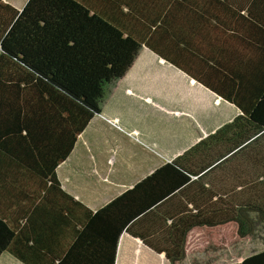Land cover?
I'll return each instance as SVG.
<instances>
[{
	"label": "trees",
	"instance_id": "trees-1",
	"mask_svg": "<svg viewBox=\"0 0 264 264\" xmlns=\"http://www.w3.org/2000/svg\"><path fill=\"white\" fill-rule=\"evenodd\" d=\"M5 5L13 13L0 29V92L26 98L17 104L0 96V135L13 132L9 142L0 138V165L27 160L30 174L46 184L41 194L30 189V198L42 195L33 214L50 215L9 217L20 193L6 197L12 190L0 187V256L9 251L27 264H116L128 232L178 264L196 226L210 234L233 224L246 237L264 223V0L246 6L245 37L237 36L234 52L210 58L200 78L240 112L96 210L62 187L56 165L143 44L160 50L120 25L114 12L81 0ZM6 146L16 147L12 161ZM226 264H264V249Z\"/></svg>",
	"mask_w": 264,
	"mask_h": 264
},
{
	"label": "crops",
	"instance_id": "crops-1",
	"mask_svg": "<svg viewBox=\"0 0 264 264\" xmlns=\"http://www.w3.org/2000/svg\"><path fill=\"white\" fill-rule=\"evenodd\" d=\"M27 1L0 0V13L4 11L0 29L9 21V12L13 13L5 4L21 10ZM81 1L94 10L114 12L120 25L145 42L151 40L161 51L143 44L126 74L108 87L101 112L75 135L71 151L56 165L62 187L96 210L220 128L222 101L240 112L200 78L211 67L210 58L222 51L234 52L237 36L245 37L249 23L244 13L251 0ZM0 96L15 100L13 92H0ZM25 98L24 93L15 102L21 104ZM9 132L0 138L9 142L13 135ZM15 149H4L11 161ZM30 169L27 160L0 165V187L12 190L5 196L16 198V190L20 193L9 217L23 221L50 215L33 214L42 195L30 198L34 193L30 189L41 194L46 184L43 180L39 184ZM156 259L172 263L140 237L128 232L121 235L116 264H151ZM0 264L27 263L5 251Z\"/></svg>",
	"mask_w": 264,
	"mask_h": 264
},
{
	"label": "rangeland",
	"instance_id": "rangeland-1",
	"mask_svg": "<svg viewBox=\"0 0 264 264\" xmlns=\"http://www.w3.org/2000/svg\"><path fill=\"white\" fill-rule=\"evenodd\" d=\"M238 111L235 106L222 101L221 123L230 121L228 119ZM262 249H264V223H258L254 233L246 237H240L233 224L226 225L224 228H216L210 234L197 226L191 229V233L189 232L186 245L187 254L178 264H226ZM141 257L145 258V255ZM151 264L164 263L156 259Z\"/></svg>",
	"mask_w": 264,
	"mask_h": 264
}]
</instances>
